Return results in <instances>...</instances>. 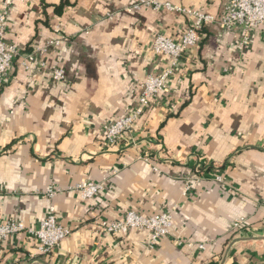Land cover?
Wrapping results in <instances>:
<instances>
[{"label": "crops", "instance_id": "1", "mask_svg": "<svg viewBox=\"0 0 264 264\" xmlns=\"http://www.w3.org/2000/svg\"><path fill=\"white\" fill-rule=\"evenodd\" d=\"M1 1L6 41L19 54L0 85V220L38 227L54 207L71 234L50 254L12 236L0 264H264V27L239 51L245 26L220 23L230 0H162L216 21L168 92L107 147L108 124L133 109L140 82L170 67L154 53L155 37L180 38L192 18L133 9L139 0ZM57 28L61 43L29 61L61 37ZM58 68L64 80L52 77ZM85 181L104 188L84 199ZM50 187L54 198L43 195ZM174 209L171 235L154 248L148 231L101 227L132 211Z\"/></svg>", "mask_w": 264, "mask_h": 264}, {"label": "built area", "instance_id": "2", "mask_svg": "<svg viewBox=\"0 0 264 264\" xmlns=\"http://www.w3.org/2000/svg\"><path fill=\"white\" fill-rule=\"evenodd\" d=\"M149 7L155 11L177 12L192 18L186 32L180 38H171L159 34L153 41V51L158 56L169 57L170 67L158 75H149L140 82V94L133 109L125 116L108 124L105 133V144L107 147L116 145L120 138L127 133L134 131L137 122L145 115L151 102L162 94L168 92L170 80L174 75L175 68L186 54L187 50L197 46L201 41V31L205 24L215 23L216 19L210 14L186 9L173 5L162 0H139L133 9ZM8 18V3L0 0V85L7 82L8 74L13 67L14 60L19 54V49L6 41ZM220 23L225 28L245 26L243 38L237 45L239 51H246L251 45V32L264 27V0H230L225 15ZM57 32H62L57 28ZM57 40H51L44 48H37L34 53L29 54V61L35 60L37 54H43L50 46H57L61 43L64 34ZM42 67L46 68L42 63ZM55 80L66 78L63 69L51 70ZM200 173V171H197ZM104 188L103 183L82 182L77 186L84 199L93 198ZM59 190L55 187L48 188L43 195L47 198H54ZM0 194L2 190L0 189ZM174 210L156 215H142L136 212H129L122 220L103 222L102 229L107 234H127L131 230L148 231L151 234L150 247L154 248L164 237L171 235L174 224ZM243 224L238 220L235 227ZM71 234V230L58 223L57 213L54 207L49 209L47 217L38 227H28L22 220H0V247L10 237H28L37 241L38 251L41 254L53 253L59 248L62 242ZM203 249L204 245H200ZM1 253V250H0Z\"/></svg>", "mask_w": 264, "mask_h": 264}]
</instances>
